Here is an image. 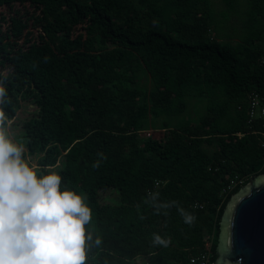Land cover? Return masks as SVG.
<instances>
[{"label":"trees","instance_id":"1","mask_svg":"<svg viewBox=\"0 0 264 264\" xmlns=\"http://www.w3.org/2000/svg\"><path fill=\"white\" fill-rule=\"evenodd\" d=\"M222 3L217 18L210 0H0L5 112L15 121L33 106L18 120L25 156L85 197L86 232L102 239L87 264H184L208 235L214 260L228 200L264 173V119L250 120L246 100L264 103V0L245 1L235 41L218 32L238 1ZM192 98L203 110L187 117ZM150 192L195 222L176 207L157 214Z\"/></svg>","mask_w":264,"mask_h":264},{"label":"clouds","instance_id":"2","mask_svg":"<svg viewBox=\"0 0 264 264\" xmlns=\"http://www.w3.org/2000/svg\"><path fill=\"white\" fill-rule=\"evenodd\" d=\"M6 80V75L0 77V264H87L89 249L102 244L99 236L86 232L91 209L84 196L61 189L62 177L56 168L32 162L24 146L13 140L12 121L5 112L11 102ZM97 156L106 158L102 152ZM92 166L98 168L100 161ZM148 196L145 202L157 214L164 210L167 215L168 209L176 207L185 224L195 222L196 216L177 201L162 202L159 193ZM169 243L153 234V245Z\"/></svg>","mask_w":264,"mask_h":264},{"label":"water","instance_id":"3","mask_svg":"<svg viewBox=\"0 0 264 264\" xmlns=\"http://www.w3.org/2000/svg\"><path fill=\"white\" fill-rule=\"evenodd\" d=\"M215 255L213 264H264V173L251 176L228 200Z\"/></svg>","mask_w":264,"mask_h":264},{"label":"rangeland","instance_id":"4","mask_svg":"<svg viewBox=\"0 0 264 264\" xmlns=\"http://www.w3.org/2000/svg\"><path fill=\"white\" fill-rule=\"evenodd\" d=\"M212 3V7L214 9L215 15L217 18H220L219 13L222 9H224V5L222 3V0H210ZM238 5H237V10L239 11V14H234L232 17L230 15L228 19V26L223 27V29L218 32L220 35H225V34H232V40L235 41L237 40V36L240 34V28H241V20L243 18V14H240L241 12H244L245 10V1L246 0H237ZM17 7H20L17 5ZM20 9H22L20 7ZM232 23V24H231ZM231 24V25H230ZM236 29V30H235ZM220 37V36H219ZM222 37V36H221ZM187 107L184 115H187V117H195L199 113L202 112L203 110V104L202 102H199L197 99H188L187 100ZM33 108L30 103H22L20 108L17 111V116L16 120L12 121L11 126L9 127V132L12 135L13 140L20 145H23V139L19 137V132L21 129H19V123L18 120L21 119V117H25L29 111H31ZM141 136L146 137V136H151L153 138H160L163 135V131L160 129H146L143 131H140ZM32 162L36 163V159H32ZM103 199L109 200L110 196L107 193L102 194Z\"/></svg>","mask_w":264,"mask_h":264},{"label":"built area","instance_id":"5","mask_svg":"<svg viewBox=\"0 0 264 264\" xmlns=\"http://www.w3.org/2000/svg\"><path fill=\"white\" fill-rule=\"evenodd\" d=\"M247 103L249 106L250 120L260 117L264 119V103L262 97L256 91H251L247 95ZM236 177V176H235ZM230 179L228 184L222 189V193L226 194L237 184L242 183V180L236 178ZM194 207L202 208L203 205L196 202ZM212 236L208 235L205 238V244L201 251L195 255H191L184 264H213V251H212Z\"/></svg>","mask_w":264,"mask_h":264}]
</instances>
